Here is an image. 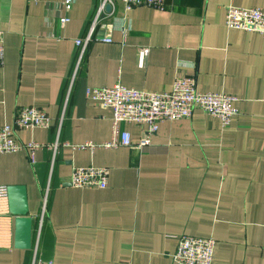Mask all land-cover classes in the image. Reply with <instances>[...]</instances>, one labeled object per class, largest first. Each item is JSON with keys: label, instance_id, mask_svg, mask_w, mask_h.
<instances>
[{"label": "crops", "instance_id": "1", "mask_svg": "<svg viewBox=\"0 0 264 264\" xmlns=\"http://www.w3.org/2000/svg\"><path fill=\"white\" fill-rule=\"evenodd\" d=\"M63 1L0 0V127L35 106L53 126L18 129L17 139L60 142L55 160L47 148L34 163L26 151L0 155V187L26 185L33 219L32 248H17L0 195V264H177L183 234L216 239L213 264H264V38L225 25L228 5L264 10V0H167L164 11L116 0L80 65L75 41L88 37L100 0H76L69 13ZM183 75L238 97L239 114L224 126L195 109L162 122L144 148L136 123L123 124L132 147L74 148L112 135L113 111L88 99V87L161 92ZM89 165L110 169L107 188L70 184L73 168Z\"/></svg>", "mask_w": 264, "mask_h": 264}, {"label": "built area", "instance_id": "2", "mask_svg": "<svg viewBox=\"0 0 264 264\" xmlns=\"http://www.w3.org/2000/svg\"><path fill=\"white\" fill-rule=\"evenodd\" d=\"M37 1V0H31ZM127 10L140 6H147L164 11L168 8L167 0H120ZM116 0H100L94 23L87 38L76 39L79 48L77 62L80 65L86 54L89 43L94 39L97 25L106 17L114 14ZM76 0H64L62 6L69 13ZM109 8V9H108ZM69 16L60 18L62 25L70 21ZM225 25L228 29H238L259 33L264 38V10L261 8H244L228 5L226 7ZM1 36V34H0ZM96 39H98L96 37ZM103 41L112 42L111 37L102 38ZM3 46L0 45V58H3ZM147 51L142 53L146 57ZM87 98L113 111L112 135L104 143L86 142L74 145L77 150H90L97 148L117 149L132 147L131 133L123 124L136 123L143 127V137L138 143L141 148L152 141V137L159 131L164 121H177L190 118L195 109H201L211 117L219 119L224 126L229 125L234 116L239 114L235 106L238 97L219 92H203L197 89L194 76L183 75L176 78L173 88L161 92L145 91L128 87L121 82L107 87H88ZM1 103V101H0ZM63 117L58 122V130L62 126ZM54 119L43 109L35 106H25L18 109L13 123L0 127V155L26 151L32 163L36 162L37 152L47 148L53 152L54 160L59 151L60 142L44 144L36 140L20 142L16 137L18 129L34 131L37 128H50ZM110 169L104 166L89 165L74 167L70 176V184L74 187L87 189H105L109 185ZM0 195L8 196V187H0ZM49 189L43 196V213L38 230L37 241L34 244L37 251L42 221L48 204ZM216 239L183 234L179 238L173 260L177 264H213L216 249ZM32 264H54L53 260L34 258Z\"/></svg>", "mask_w": 264, "mask_h": 264}, {"label": "water", "instance_id": "3", "mask_svg": "<svg viewBox=\"0 0 264 264\" xmlns=\"http://www.w3.org/2000/svg\"><path fill=\"white\" fill-rule=\"evenodd\" d=\"M7 198L8 213L15 218V246L19 249L29 250L32 248L33 219L29 215L27 186L9 185Z\"/></svg>", "mask_w": 264, "mask_h": 264}]
</instances>
